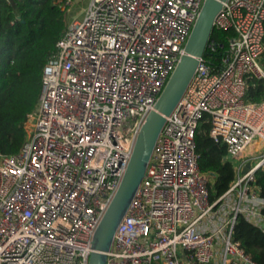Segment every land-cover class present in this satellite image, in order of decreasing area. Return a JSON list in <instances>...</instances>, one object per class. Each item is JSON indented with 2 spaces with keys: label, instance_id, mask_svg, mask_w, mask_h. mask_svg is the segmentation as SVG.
Instances as JSON below:
<instances>
[{
  "label": "built area",
  "instance_id": "1",
  "mask_svg": "<svg viewBox=\"0 0 264 264\" xmlns=\"http://www.w3.org/2000/svg\"><path fill=\"white\" fill-rule=\"evenodd\" d=\"M202 1L87 0L81 17L65 19L26 139L0 152V264H89L95 229ZM214 28L234 31L221 64L199 58L105 264H258L233 228L242 216L264 231V96L246 98L248 78L264 79V0H225ZM204 121L235 169L215 198L195 150Z\"/></svg>",
  "mask_w": 264,
  "mask_h": 264
},
{
  "label": "trees",
  "instance_id": "2",
  "mask_svg": "<svg viewBox=\"0 0 264 264\" xmlns=\"http://www.w3.org/2000/svg\"><path fill=\"white\" fill-rule=\"evenodd\" d=\"M67 0H0V152L16 153L26 139L25 122L36 107L43 67L55 54L56 43L65 27ZM234 35L231 29L213 28L203 57L211 66L221 58ZM264 60V51H263ZM246 98L258 101L264 96V79L248 78ZM204 121L195 135L198 167L210 173L212 198L222 194L234 178L235 169L226 159V146L207 133ZM256 183L264 198V167L256 171ZM264 212V206H263ZM233 237L258 264H264V231L242 216L236 218Z\"/></svg>",
  "mask_w": 264,
  "mask_h": 264
},
{
  "label": "water",
  "instance_id": "3",
  "mask_svg": "<svg viewBox=\"0 0 264 264\" xmlns=\"http://www.w3.org/2000/svg\"><path fill=\"white\" fill-rule=\"evenodd\" d=\"M225 0H203L172 73L146 115L134 141L119 185L107 205L93 236L89 264H105L116 227L125 214L142 178L166 116L188 87L199 58L203 56L214 28V19ZM247 167L243 168L245 171Z\"/></svg>",
  "mask_w": 264,
  "mask_h": 264
},
{
  "label": "rangeland",
  "instance_id": "4",
  "mask_svg": "<svg viewBox=\"0 0 264 264\" xmlns=\"http://www.w3.org/2000/svg\"><path fill=\"white\" fill-rule=\"evenodd\" d=\"M86 2L87 0H74L65 12V19L81 17L82 9ZM210 179L213 181V176H210Z\"/></svg>",
  "mask_w": 264,
  "mask_h": 264
}]
</instances>
